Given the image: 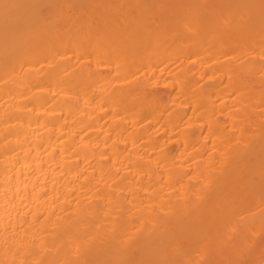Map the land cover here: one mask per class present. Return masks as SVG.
<instances>
[{"label":"bare ground","instance_id":"obj_1","mask_svg":"<svg viewBox=\"0 0 264 264\" xmlns=\"http://www.w3.org/2000/svg\"><path fill=\"white\" fill-rule=\"evenodd\" d=\"M0 264H264V0H0Z\"/></svg>","mask_w":264,"mask_h":264},{"label":"rangeland","instance_id":"obj_2","mask_svg":"<svg viewBox=\"0 0 264 264\" xmlns=\"http://www.w3.org/2000/svg\"><path fill=\"white\" fill-rule=\"evenodd\" d=\"M253 236H254V234H250V235H249V237H253Z\"/></svg>","mask_w":264,"mask_h":264}]
</instances>
